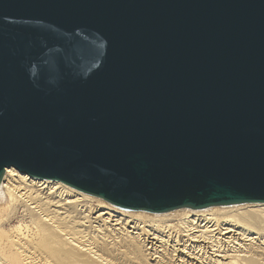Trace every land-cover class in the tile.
<instances>
[{
	"label": "water",
	"instance_id": "water-1",
	"mask_svg": "<svg viewBox=\"0 0 264 264\" xmlns=\"http://www.w3.org/2000/svg\"><path fill=\"white\" fill-rule=\"evenodd\" d=\"M7 168L130 212L264 204V0H0Z\"/></svg>",
	"mask_w": 264,
	"mask_h": 264
},
{
	"label": "bare ground",
	"instance_id": "bare-ground-1",
	"mask_svg": "<svg viewBox=\"0 0 264 264\" xmlns=\"http://www.w3.org/2000/svg\"><path fill=\"white\" fill-rule=\"evenodd\" d=\"M0 264H264V204L130 212L7 168Z\"/></svg>",
	"mask_w": 264,
	"mask_h": 264
},
{
	"label": "rangeland",
	"instance_id": "rangeland-1",
	"mask_svg": "<svg viewBox=\"0 0 264 264\" xmlns=\"http://www.w3.org/2000/svg\"><path fill=\"white\" fill-rule=\"evenodd\" d=\"M14 224H16V220L11 221V222L9 223V226H12V225H14ZM9 226H8V225H5L4 228H5V229H6V228H9Z\"/></svg>",
	"mask_w": 264,
	"mask_h": 264
}]
</instances>
